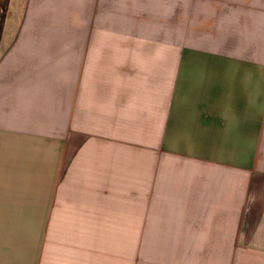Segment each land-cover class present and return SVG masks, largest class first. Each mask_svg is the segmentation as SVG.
Returning <instances> with one entry per match:
<instances>
[{"label": "crops", "instance_id": "obj_1", "mask_svg": "<svg viewBox=\"0 0 264 264\" xmlns=\"http://www.w3.org/2000/svg\"><path fill=\"white\" fill-rule=\"evenodd\" d=\"M0 264H264V0H8Z\"/></svg>", "mask_w": 264, "mask_h": 264}, {"label": "trees", "instance_id": "obj_2", "mask_svg": "<svg viewBox=\"0 0 264 264\" xmlns=\"http://www.w3.org/2000/svg\"><path fill=\"white\" fill-rule=\"evenodd\" d=\"M7 1L8 0H0V11H2V12H4V10H5V7H6V4H7ZM5 6H4V5ZM3 17V16H2ZM2 17H0V19H2Z\"/></svg>", "mask_w": 264, "mask_h": 264}, {"label": "rangeland", "instance_id": "obj_3", "mask_svg": "<svg viewBox=\"0 0 264 264\" xmlns=\"http://www.w3.org/2000/svg\"><path fill=\"white\" fill-rule=\"evenodd\" d=\"M4 5V4H3ZM5 6V5H4ZM0 16H2V14L0 15Z\"/></svg>", "mask_w": 264, "mask_h": 264}]
</instances>
